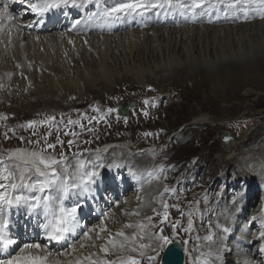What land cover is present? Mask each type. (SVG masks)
I'll use <instances>...</instances> for the list:
<instances>
[{"label":"bare ground","instance_id":"obj_1","mask_svg":"<svg viewBox=\"0 0 264 264\" xmlns=\"http://www.w3.org/2000/svg\"><path fill=\"white\" fill-rule=\"evenodd\" d=\"M8 10L3 9L0 5V99L6 101H10L15 91L18 92L20 89L23 92L26 91L25 88L28 84L29 88L32 85L35 86L34 89L37 90L38 95L41 86L48 83L53 94L43 97L42 101L45 102L46 107L48 106L47 108L59 111L66 101L62 96L63 92H68V97L75 95L74 93L82 86L81 79L90 84V88L94 86V82L98 81L108 89L125 79H131L136 83L148 79L152 80L154 85L159 88L158 92L164 93L166 91H161V87L167 85L166 83L171 82L173 78L195 77L201 70L210 71L213 83H217L218 77L220 81L227 80V78L230 80V75L234 76L233 74L242 75L243 79L238 76L240 87L237 92L242 90L245 101L252 93L264 91V21L250 25L155 27L148 31H126L111 36L65 34L59 31H51V33L46 34H28L23 32L17 24L27 21H21L18 18V21L11 22L7 18ZM54 11L51 10L50 12L54 13ZM58 14H61L62 17H68L62 12H58ZM69 63H74V67L71 66L70 69ZM33 65H38L36 70L32 68ZM87 65L99 67L100 70L92 71L97 75L96 79L86 68ZM80 66H84V68ZM43 69L44 71L48 69L49 72L43 73ZM20 72L24 73V76L28 75L26 78L29 79L28 84L25 78L21 80L18 78ZM75 73L79 74L77 76L79 79L72 75ZM71 77H74V80ZM16 83H19V88L16 87ZM1 85H4L3 89H1ZM7 85L8 87L5 89ZM18 98L20 97L18 96ZM52 99L55 102L60 101L62 106L52 105L50 101ZM20 104L16 105L18 109ZM26 104L27 101L22 102V105ZM227 104L229 105V103ZM255 145L248 150L242 149V152H238L234 156L236 153L235 144L232 150L227 148L228 152L223 158L229 160L234 156L235 161L232 166L234 169H238V174H241L240 170H255L254 173L261 176L264 173V139ZM132 147L133 145L125 147L117 144L110 145V147L105 146L103 148L105 151L111 148L107 156L108 162L120 165V167L108 166L106 170L111 169L119 177L127 172L126 167H128V172L141 173L145 164L152 163L150 156L138 154L139 156L135 159L136 162L130 165L133 158L129 153L132 152L130 150L127 153V149ZM262 159L263 162L261 163ZM103 182H108L107 173L103 177ZM147 185L148 193L151 195L160 191L161 186L158 181H153ZM121 186L129 192L138 191L137 194H131L130 198L127 197L128 199L123 198L126 200L125 202H120V209L123 210L116 219L120 222L113 225L111 230H107L106 238H109V233L115 236L116 230H126L125 225L127 224L134 223L132 225L140 230L138 225L144 224L145 220L139 216L147 213L149 206L155 203L154 201H146L137 207L135 203L141 194L140 190L147 187L144 188L142 184H138L136 187L127 184L125 187L123 182H121ZM255 198L256 196L249 200V206L254 203ZM68 199L79 203L90 201L88 192L82 194L79 191L69 193ZM256 204L259 205V203ZM232 207L230 210L232 214L227 213L217 218L222 224L228 225L230 228L236 221L233 214H236V209H238L237 206ZM259 210L260 208L256 212ZM247 211L250 213L249 208ZM136 212L139 215L133 214ZM241 214L237 213L236 215L240 216ZM133 231L129 230L128 233L131 234ZM219 242L224 249L232 248L222 238ZM80 244L81 242L77 244V250L81 248ZM83 244L85 245L84 252L91 253L96 250L92 243ZM145 250L152 254L150 249ZM47 252L49 250L45 249L40 254L46 255ZM64 253L69 254L65 255ZM71 253L64 251L59 254H52L49 257V264L65 263ZM125 253L129 255L132 252L126 249ZM253 264H264V256H260L259 261Z\"/></svg>","mask_w":264,"mask_h":264},{"label":"rangeland","instance_id":"obj_2","mask_svg":"<svg viewBox=\"0 0 264 264\" xmlns=\"http://www.w3.org/2000/svg\"><path fill=\"white\" fill-rule=\"evenodd\" d=\"M29 64H31V62H29ZM69 66L71 69V66L74 67V63H69ZM37 67L38 65L32 66L35 70ZM80 67L84 68V66ZM19 68L21 69L22 67L20 66ZM86 68L94 78L97 75L92 73V71L100 70L96 65H87ZM45 72H49V70L46 69V71H44L43 69V73ZM75 74L72 75L79 79L77 77L79 74ZM210 74V71L206 72L201 70L195 77H185V79L173 78L171 82L161 87V91H166L164 93L158 92L159 88L154 85L152 80L148 79L140 81L139 83L133 82L131 79H125L119 81L110 89L105 88L103 83H98V81L94 82V86L90 88L91 85L81 79L80 83L82 86L74 93L75 95L68 97L69 93L63 92L62 96H64L63 98L66 99V101L59 111L47 108L48 106L46 107L45 102L42 101L43 97H48L53 94V92L50 91L49 84L45 83L41 86V90L38 93L39 97H37V90L35 91L34 89L35 86L32 85L31 88H29V79H26L28 77L27 75L25 78L28 84L25 88L26 91L23 92L21 89L18 92L15 91L10 101H2L3 99H0V109L6 111L7 114L11 113V115L15 116L17 122L27 124L28 121L36 120L39 122L43 120L38 114L65 112L77 106V104H81V106L86 109V116L93 118L92 121L94 123L91 126H95L96 133L91 136V139L97 141L98 144L115 143L113 145L117 144L118 146L127 147L128 145H133L134 142H138L137 140L140 138H146L154 144L152 146V152H150L149 155L154 156L156 160L149 164V166L157 164L151 168L152 170L154 168L159 169L161 165L165 168L163 172L158 173L165 184H167L165 179L168 172L177 170L180 171L184 178L187 176L189 177V175L193 176L195 173H190L199 163L203 165L207 164L204 167L206 170H202V172L207 173L202 178L203 180H207L209 177L216 174V172L219 173V169L224 170L228 168V171H232V165L235 161L234 156L237 155L238 152H242V149L248 150L255 147L257 142L259 143L261 139H264V91L252 93L245 101L242 96V90H238L237 92V89L240 87L238 81H240L239 79L242 78V75H230V80L232 79L235 82L228 80V78L227 80L219 81L218 77L217 83H213ZM47 75L50 74L47 73ZM18 78L20 80L23 79L24 73H18ZM72 79L74 80V77ZM31 81L30 83H32ZM7 87L8 85L5 89H7ZM16 87L19 88V83H16ZM150 87H154L155 90H151ZM3 88L4 85H1V89ZM127 91L130 92V95L126 97L125 94ZM132 91L135 93H131ZM142 93H144V95L146 93V95L149 96L153 95L152 100L156 102L157 105L146 109V111L140 112L137 118L131 119L130 123H126L125 118L120 117L118 122H115L113 126L109 127L108 125L113 121L112 116L109 114V122L105 123V125H99L100 109L98 108L97 101L103 103L105 107L109 103H112L110 106L115 108L118 104H121V99L124 97L125 102H133L136 104V101L139 100V95ZM18 96L20 98H18ZM53 100L54 99L50 100L52 105H61L60 101L55 102ZM24 101H27L26 105H22ZM227 103H229V105ZM18 104H20L19 109L18 106H16ZM97 108L99 111H94V109ZM145 112H147V115L144 114ZM84 119L88 121V119ZM104 120L107 121L106 115H104ZM228 128L237 136L235 140L236 153L233 158L229 159L230 161L232 160L231 162L223 158L228 150L220 141L221 133ZM34 129H37L36 126L34 128H29L30 131H27V134L34 131ZM72 129H74V132L77 134L82 133L80 127L77 125H74ZM123 132L125 133L123 134ZM146 133H150L151 135H145ZM85 141L86 139L80 141L82 142L79 147L80 150L85 148ZM143 153H137L135 156L133 155V158L135 159L138 154L140 155ZM87 154L88 152H86V155ZM95 154H97L96 151ZM98 154L103 158V162H105V156H103L102 153ZM133 162L134 160L132 163ZM262 162L263 159L261 160V163ZM193 164L194 166L190 169V166ZM172 167L174 168L167 170ZM207 171L210 172L208 173ZM212 172L213 174L211 175ZM143 174L147 177L146 167H144ZM197 184L203 185V183ZM166 188L175 190L174 192L163 191L164 200H166V204L168 205V217L171 223L179 221V225L185 227V213L190 205H194L196 201H199L198 199L202 195L203 188H201L195 196L191 193L190 189H188L190 188L189 182H182L180 185L177 183H168ZM137 191L131 192L132 195L137 194ZM146 191L147 190L144 192L146 193ZM128 196L131 195L129 194ZM144 196L145 194H143V197ZM139 201L143 202V198L142 200L139 199ZM159 207L160 205L155 209L158 210ZM154 215L153 213V216ZM179 229L177 228V230ZM209 231L210 229L208 227H201V232L204 234L199 235L192 233L190 235L191 242L195 249V251L192 252L193 254L200 253L202 250L201 247H205V241L203 239L197 240L196 237L202 238L208 235Z\"/></svg>","mask_w":264,"mask_h":264},{"label":"snow or ice","instance_id":"obj_3","mask_svg":"<svg viewBox=\"0 0 264 264\" xmlns=\"http://www.w3.org/2000/svg\"><path fill=\"white\" fill-rule=\"evenodd\" d=\"M98 2L99 0H35V2L30 4V7L32 11L38 12L39 15L43 16L44 13L60 8L62 5L72 4L74 7H83ZM251 2L252 0H167V6L172 8L178 5L196 15L198 9L202 10L209 5L235 8L238 5H247ZM164 6L162 3H157L156 0H123V2H119L115 6L105 8L102 16L105 20L119 19L122 15L143 14L148 9ZM7 18L9 20L12 19L11 16ZM260 18L264 19V12L260 14ZM145 103H148V101H145ZM94 111L98 112L99 109H94ZM114 111L118 110L109 108L107 113L111 114ZM144 114L147 115V112ZM85 118L91 124L93 118L86 115ZM0 119L6 120L8 117L2 116ZM60 122H63V116H61ZM125 122H127L126 117ZM38 124L39 126L47 125L49 129L55 126L57 132L60 131L56 116H49L39 122L36 120L28 121L26 125L21 127L34 128ZM68 125H78L81 129L84 128L81 121L72 120L71 118L67 120L65 127L67 128ZM88 130L91 131V129ZM11 131L15 133V129H11ZM35 134L33 132V135ZM4 135L8 138L7 132ZM65 135L76 137L78 134L74 131H65ZM145 135L151 134L146 133ZM49 136H51V131L43 137L44 144L38 149L17 148L9 151L6 158L0 155V248L7 250L18 246L13 254L0 259V264H49V257L52 256L51 252H47L46 255L40 254L45 250L46 245H41L38 242H25L22 246H19V241L11 236V214L14 210L20 208L26 209L28 214L42 217L43 222L39 224V227L43 231L44 239L49 243L55 242L59 244L64 242L70 252L74 253L77 250L76 241L68 243L70 237L79 236L84 240L93 239L88 230L81 228L78 218L80 205L78 203L69 205L65 201L69 193L73 191L78 190L85 193L91 191L92 185L99 175V170L105 167L103 158L98 153L94 159L91 156L85 158L84 152L89 151L88 149L73 152L71 160L63 150L57 156L54 154L55 149L57 145H60L61 149H63L64 141L57 136L56 143H48ZM20 139L23 141L24 138L20 137ZM74 142L73 139L68 140L69 148L73 146ZM29 143L41 145L40 140H30ZM85 143H88V141H85ZM49 150L52 151L50 152ZM108 166L120 167V165L115 163ZM163 171L162 165L159 169L148 171V182L150 183L152 179L159 180L160 176L158 173ZM133 175H136V173H133ZM164 191L174 192L175 190L165 188ZM163 207L165 211L161 223L167 221L169 216L167 212L168 205L164 203ZM152 211L155 215H161L156 209H152ZM133 214L139 215L138 212ZM147 220L151 224L153 217L148 216ZM193 223L191 213H189L188 224L183 231L185 233L192 231ZM148 226L143 223L138 225L140 233L133 232L130 236L124 231L117 232L115 236L109 233L106 243L100 246L104 256L107 257L111 249L118 248L123 251L127 248L128 251L138 253V256H121L119 264H143V259L147 260V264H173L171 258L176 255L174 252V241L164 232L163 228L159 229L158 232L150 233V239L154 243H139L137 246V241L144 239L143 230ZM152 226L155 227V225ZM178 226L179 221L171 225L173 233L176 235H178L176 232ZM125 227L132 228L133 225L127 224ZM216 227H220V225H216ZM261 228L258 239L264 241V222H262ZM209 229L208 235L202 238L196 237L197 240L203 239L206 241L209 248L208 252L200 254V264H215L220 259L219 254L211 249V245L215 243V232L211 230V225H209ZM100 231L107 232V228H101ZM224 231L226 232L227 229H224ZM116 237L122 239L117 240ZM96 239H101L99 234H97ZM183 243L187 244L188 241H183ZM84 246L83 243L80 244L81 248ZM92 246L95 247V244ZM145 249H150L152 255H146ZM184 251H187V248ZM259 252L264 255V243L260 245ZM84 261H87V264H117L114 260L99 258L96 253H90L83 259L77 258L74 261H69L68 264H84Z\"/></svg>","mask_w":264,"mask_h":264},{"label":"water","instance_id":"obj_4","mask_svg":"<svg viewBox=\"0 0 264 264\" xmlns=\"http://www.w3.org/2000/svg\"><path fill=\"white\" fill-rule=\"evenodd\" d=\"M130 107V105H125L122 108L123 113H126L127 109ZM174 252L176 255L172 257L173 264H182V257H181V249L179 246H174Z\"/></svg>","mask_w":264,"mask_h":264}]
</instances>
